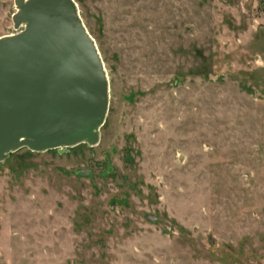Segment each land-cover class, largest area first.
<instances>
[{"label":"rangeland","instance_id":"rangeland-1","mask_svg":"<svg viewBox=\"0 0 264 264\" xmlns=\"http://www.w3.org/2000/svg\"><path fill=\"white\" fill-rule=\"evenodd\" d=\"M76 2L107 120L0 162V264H264V0Z\"/></svg>","mask_w":264,"mask_h":264},{"label":"water","instance_id":"water-1","mask_svg":"<svg viewBox=\"0 0 264 264\" xmlns=\"http://www.w3.org/2000/svg\"><path fill=\"white\" fill-rule=\"evenodd\" d=\"M19 32L0 37V162L34 151L98 145L110 80L76 0H15Z\"/></svg>","mask_w":264,"mask_h":264}]
</instances>
